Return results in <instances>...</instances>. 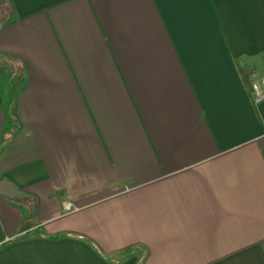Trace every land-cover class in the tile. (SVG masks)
I'll list each match as a JSON object with an SVG mask.
<instances>
[{
    "label": "crops",
    "instance_id": "crops-1",
    "mask_svg": "<svg viewBox=\"0 0 264 264\" xmlns=\"http://www.w3.org/2000/svg\"><path fill=\"white\" fill-rule=\"evenodd\" d=\"M260 79L264 0H0V264H264Z\"/></svg>",
    "mask_w": 264,
    "mask_h": 264
},
{
    "label": "built area",
    "instance_id": "built-area-1",
    "mask_svg": "<svg viewBox=\"0 0 264 264\" xmlns=\"http://www.w3.org/2000/svg\"><path fill=\"white\" fill-rule=\"evenodd\" d=\"M251 88V98L255 104L264 101V79L252 82Z\"/></svg>",
    "mask_w": 264,
    "mask_h": 264
},
{
    "label": "trees",
    "instance_id": "trees-1",
    "mask_svg": "<svg viewBox=\"0 0 264 264\" xmlns=\"http://www.w3.org/2000/svg\"><path fill=\"white\" fill-rule=\"evenodd\" d=\"M13 95L11 94V95H7V98L5 99V101L7 102V104H10L11 103V97H12Z\"/></svg>",
    "mask_w": 264,
    "mask_h": 264
},
{
    "label": "rangeland",
    "instance_id": "rangeland-1",
    "mask_svg": "<svg viewBox=\"0 0 264 264\" xmlns=\"http://www.w3.org/2000/svg\"><path fill=\"white\" fill-rule=\"evenodd\" d=\"M3 79H4V80H2V81H1V83H2V86H4V84H6V80H5L6 78H5V77H3ZM3 83H4V84H3Z\"/></svg>",
    "mask_w": 264,
    "mask_h": 264
},
{
    "label": "water",
    "instance_id": "water-1",
    "mask_svg": "<svg viewBox=\"0 0 264 264\" xmlns=\"http://www.w3.org/2000/svg\"><path fill=\"white\" fill-rule=\"evenodd\" d=\"M13 190V189H12ZM12 193H15V191H11Z\"/></svg>",
    "mask_w": 264,
    "mask_h": 264
}]
</instances>
